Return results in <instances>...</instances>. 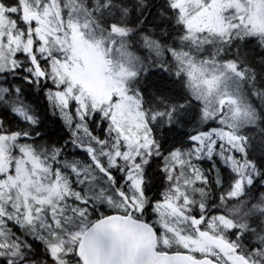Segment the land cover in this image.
I'll use <instances>...</instances> for the list:
<instances>
[{
  "label": "snow or ice",
  "instance_id": "6c2138e0",
  "mask_svg": "<svg viewBox=\"0 0 264 264\" xmlns=\"http://www.w3.org/2000/svg\"><path fill=\"white\" fill-rule=\"evenodd\" d=\"M0 264H264V0H0Z\"/></svg>",
  "mask_w": 264,
  "mask_h": 264
}]
</instances>
